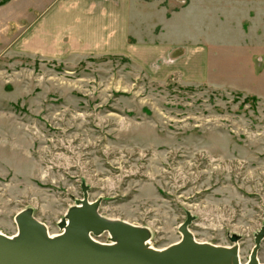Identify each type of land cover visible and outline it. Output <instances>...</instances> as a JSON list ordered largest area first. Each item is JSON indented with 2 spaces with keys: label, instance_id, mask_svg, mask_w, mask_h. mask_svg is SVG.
<instances>
[{
  "label": "rangeland",
  "instance_id": "1",
  "mask_svg": "<svg viewBox=\"0 0 264 264\" xmlns=\"http://www.w3.org/2000/svg\"><path fill=\"white\" fill-rule=\"evenodd\" d=\"M49 1L0 0V232L32 207L59 233L84 184L101 215L148 226L156 248L180 239L188 212L197 241L241 234L245 262L264 226V0L245 14L195 2L174 19L208 42L213 85L157 60L40 54L25 32Z\"/></svg>",
  "mask_w": 264,
  "mask_h": 264
},
{
  "label": "crops",
  "instance_id": "2",
  "mask_svg": "<svg viewBox=\"0 0 264 264\" xmlns=\"http://www.w3.org/2000/svg\"><path fill=\"white\" fill-rule=\"evenodd\" d=\"M166 1L50 0L25 36L30 37L32 48L42 55L116 53L144 61L157 60L161 69L213 85L218 73L211 69L208 42L179 35L182 23L177 25L174 19L192 3H198L197 8L210 9L207 3L215 0H173L170 12ZM220 1L228 2L227 9L242 10L243 7L244 14L250 9L249 0ZM250 1L261 3L263 0ZM253 7L264 13V5ZM221 13L220 16L226 15ZM168 28L172 31L168 32Z\"/></svg>",
  "mask_w": 264,
  "mask_h": 264
},
{
  "label": "water",
  "instance_id": "3",
  "mask_svg": "<svg viewBox=\"0 0 264 264\" xmlns=\"http://www.w3.org/2000/svg\"><path fill=\"white\" fill-rule=\"evenodd\" d=\"M99 199L90 201L87 186L82 197L68 207L58 222L60 232L50 234L33 215L32 207L16 213V232H0V264H264L257 253L264 241V226L253 233L254 244L245 262L239 256L241 234H228L229 246L195 239L188 212L177 230L180 239L156 248L152 230L98 212ZM106 234V241L96 239Z\"/></svg>",
  "mask_w": 264,
  "mask_h": 264
},
{
  "label": "trees",
  "instance_id": "4",
  "mask_svg": "<svg viewBox=\"0 0 264 264\" xmlns=\"http://www.w3.org/2000/svg\"><path fill=\"white\" fill-rule=\"evenodd\" d=\"M4 3V2H3Z\"/></svg>",
  "mask_w": 264,
  "mask_h": 264
}]
</instances>
